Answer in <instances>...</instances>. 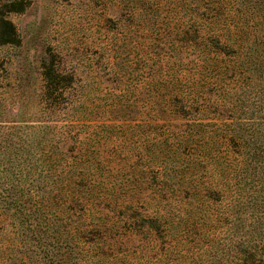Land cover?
I'll return each mask as SVG.
<instances>
[{
  "label": "rangeland",
  "instance_id": "1",
  "mask_svg": "<svg viewBox=\"0 0 264 264\" xmlns=\"http://www.w3.org/2000/svg\"><path fill=\"white\" fill-rule=\"evenodd\" d=\"M7 23L14 31L3 36L0 30V141L12 140L25 150L0 156V183L28 182L29 190L41 191L55 184L56 189L64 177L52 163L51 169L45 163L34 170L36 144L41 151L45 144L50 157L77 159L78 170L95 173L114 190L110 210L96 218L116 230L126 212L164 211L166 203L159 206L152 199L159 200L163 168L170 174L176 165V158L167 165L160 159L173 149L178 134L195 121L205 130L235 121L237 128L230 126L229 132L238 136L237 149L227 150L211 133L203 144L210 150L209 184L225 175L223 168L216 171L215 164H226L215 157L220 150L229 160L238 158L233 164L243 169L240 192L227 189L213 197V211L204 224L188 228V238L147 235L150 253L143 264H239L242 250L264 264V67L250 65L245 56H264V0H0V26ZM229 28L233 40L249 39L251 45L241 54L237 47L223 50L217 59L207 45ZM224 63L243 69L244 76L219 81L212 70ZM46 70L60 72L63 94L47 95ZM234 86L237 105L224 106L221 92ZM179 88L211 94L209 111L203 116L184 106L175 96ZM236 150L255 151L261 160L250 156L253 163L245 168L247 155L227 154ZM171 174L168 182L178 184L181 175ZM54 196L46 199L45 214L34 215L38 228L22 226L19 213L0 200V264H122L112 255L119 247L110 248L113 241L83 246L70 234L71 226L55 224L51 218L57 208L60 212L63 196ZM214 210L222 215L219 221ZM101 253L111 256L95 257Z\"/></svg>",
  "mask_w": 264,
  "mask_h": 264
},
{
  "label": "trees",
  "instance_id": "2",
  "mask_svg": "<svg viewBox=\"0 0 264 264\" xmlns=\"http://www.w3.org/2000/svg\"><path fill=\"white\" fill-rule=\"evenodd\" d=\"M217 1L220 2L223 0ZM228 11L229 15H227V17H232V8ZM214 14L220 13L215 11ZM0 30L3 36L12 35V31H14L12 26L8 23L2 24ZM244 30L245 28L243 27L242 31ZM5 43L10 42L5 41ZM250 45L249 39L242 41L233 40L231 29L229 28L228 34L217 36L214 43L212 42L207 45V49L213 47L218 59L220 55L224 54L223 50L228 51L237 47L241 54V51L246 50ZM245 56L247 57L246 61L248 63L250 62V65L253 64L264 67L263 55L245 54ZM212 71L213 73L217 71L215 76L221 82H224V80L227 79L226 77H229L230 81H234L237 76L233 77V74H239V76H244L245 74L243 69L241 72H238L239 69L235 65L231 66L228 63H224V66L220 67L218 70L214 69ZM208 74H210V72H208ZM44 80L46 82L45 91L47 95L53 96L64 93L65 88L62 85L60 72L46 70L44 72ZM193 92V89L187 90L179 88L175 96L180 95V97H182L181 102L184 106H188L190 109H194V111H196L195 113H202L204 116L210 109L207 104L212 102L211 94L204 92L203 89L202 91L196 90L194 93ZM238 92L236 86H234L232 90H222L220 95L222 98L220 100H222V102L224 101V106H226V103L237 105L236 97ZM233 98L235 100H233ZM230 126H235L237 128L234 121L233 124L229 126L223 125V128H218V130L197 129L203 127V125L195 121L194 125H190L182 134H178L176 138L174 137L175 143L173 149L164 152V155H167V157L161 158L160 161L161 165H163L168 159L176 158V165L173 171L171 170L170 174H168V171H165V167L163 168L164 172L161 171V176L166 174V180L157 184L159 200L152 199V203L157 202L159 206L163 204L162 202H165L166 205L163 207L164 211H156V214L150 215L145 213L146 208H144L142 212H137L133 215H127L126 212V214L122 216L121 214L124 212L120 210L119 214L122 219L120 225H122L117 227L116 230L113 228L111 231L110 226H105V222H101L102 219L96 218L97 213L110 210V204L113 199L112 192H114V190L108 187L106 182L100 180L95 173L89 172V174H84L82 170H78L76 165L77 159L74 160L73 158V160H71L73 162H69L70 160L67 159L58 160L54 157H50L48 151L45 153V148L49 149L45 144L43 145V147H45L42 151L41 144H36L38 153L35 155V158L39 161V164L35 166L36 169L34 170L36 172L38 171L37 169L42 170L45 163H47V169H51L52 163L55 171H60L59 174L64 177V181H60L61 184L59 186L57 185L56 189L55 184H52V188L48 189L45 186L46 188L44 187L42 191L39 187L35 188V186L33 190H29L30 185L27 184L28 182L24 184H15L12 182H6L8 184L0 183V200L7 203L12 209L19 213L20 224L22 226H27L28 228L36 226L38 228V224L33 221L34 215L38 213L45 214V209L47 210L48 207L46 203L48 200L46 199L52 198L54 194L55 199L61 195L63 196L62 200L58 199L61 208L60 212L56 213L58 212L57 208V210L53 212L56 217L51 218L55 224H60L63 229H69V226H71L70 234L73 233L72 236H76L83 246L88 245L90 241H94L93 243L96 244L113 241L110 243L109 247L114 248L115 245L119 247L111 251L112 255H114V259L120 257L119 259L122 260V264H125L127 260L129 261L127 262L128 264H143V260H146L145 256L150 253V247L146 242L147 235L151 234L152 237L153 233L161 236L174 233L176 237H181L182 239L188 238V228L193 227L195 223L204 224L208 213L211 214L213 211L211 207L214 203L213 197L219 198L220 195L223 196L227 194V189L234 190L235 193L240 192L238 187L240 185L239 178L242 176L243 169L241 166L239 167V164H233L234 160L238 158L229 160L223 154L225 152H220V150L219 152L215 151V157L223 158L226 164H215L216 171H218L219 174L222 171L221 168H223L226 170L225 175L223 180L218 182L215 186L210 185L208 180L209 170L207 165L209 164L208 156L210 155V150H207L208 148L204 146L203 141L206 134L211 133L212 135L215 134L213 137L215 142H221V145L223 142L228 145L226 148L227 150L231 145L237 149L236 144L238 143V136L236 132H229L231 129ZM10 129L12 130V128ZM0 143V156H6L8 155V151L14 149L25 150L23 144H13L12 140L3 138ZM236 151L227 152V154L236 155V157L247 155L246 160H243L245 164L242 165L245 168L252 165L255 159L258 161L261 160V158H256V155L259 154H256L255 151L253 154L247 152V154H240L242 150ZM250 156L251 158L252 156L255 157V159L252 158L253 160H250ZM217 162L219 163V160ZM167 164L166 162V165ZM9 169L10 168L6 166V170L9 171ZM34 170L31 172H34ZM43 171H46V169ZM172 172L173 174L178 172V174L181 175V181L178 184L168 182L169 180L167 177H170ZM75 176L78 177L74 178ZM100 178H102V175ZM27 190H29L30 193H26ZM44 193H46V197ZM85 194L92 195L91 198H87L91 199L92 202L84 199L86 198L84 196ZM169 195L173 196L170 197ZM50 200L53 201V198ZM173 203L174 205L172 208L167 211L166 206ZM51 206L53 207L55 204L52 203ZM118 207L122 208V203H120ZM114 210L115 209H113V211ZM215 215L217 216V221L222 218V215L217 213V211ZM49 222L46 223L48 227L52 225L51 222ZM72 227H76L75 230L72 229ZM120 230H123L124 233H120ZM116 235L120 237L115 238ZM56 237L55 235L50 236L51 241H56ZM136 239H140L138 244L136 243ZM122 244H124V246L120 247ZM241 253L242 258H240L241 262L239 264H262L257 260L256 254L249 255L246 250H242ZM108 256H111V254L101 253L96 254L95 257L100 258ZM111 260L113 259L111 258Z\"/></svg>",
  "mask_w": 264,
  "mask_h": 264
}]
</instances>
